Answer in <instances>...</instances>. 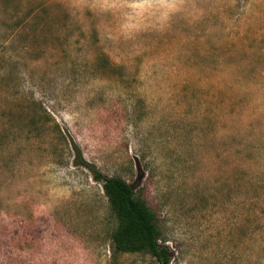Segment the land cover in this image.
<instances>
[{
  "label": "rangeland",
  "instance_id": "1",
  "mask_svg": "<svg viewBox=\"0 0 264 264\" xmlns=\"http://www.w3.org/2000/svg\"><path fill=\"white\" fill-rule=\"evenodd\" d=\"M73 147L169 264H264V0H0V264H159Z\"/></svg>",
  "mask_w": 264,
  "mask_h": 264
},
{
  "label": "trees",
  "instance_id": "2",
  "mask_svg": "<svg viewBox=\"0 0 264 264\" xmlns=\"http://www.w3.org/2000/svg\"><path fill=\"white\" fill-rule=\"evenodd\" d=\"M73 150L78 153L75 165L88 169L93 179L101 184L109 207L118 221V227L112 235L114 251L121 253L144 251L159 264H169L168 249L159 243L156 216L146 202L124 179L105 176L94 165L80 158L77 147H73Z\"/></svg>",
  "mask_w": 264,
  "mask_h": 264
}]
</instances>
